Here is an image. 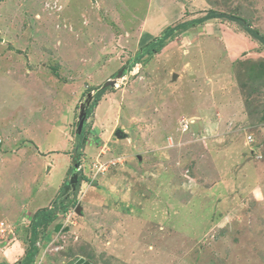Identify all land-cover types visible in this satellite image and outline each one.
Masks as SVG:
<instances>
[{
	"label": "rangeland",
	"instance_id": "374dc122",
	"mask_svg": "<svg viewBox=\"0 0 264 264\" xmlns=\"http://www.w3.org/2000/svg\"><path fill=\"white\" fill-rule=\"evenodd\" d=\"M0 186L37 264H264V0H0Z\"/></svg>",
	"mask_w": 264,
	"mask_h": 264
},
{
	"label": "crops",
	"instance_id": "0c3cea01",
	"mask_svg": "<svg viewBox=\"0 0 264 264\" xmlns=\"http://www.w3.org/2000/svg\"><path fill=\"white\" fill-rule=\"evenodd\" d=\"M34 142V141H33ZM36 146H37V148L40 150L41 148H40V145H38V144H36ZM50 150H52V152H56V150L57 149H50ZM64 153H61V154H59L58 156H61L62 154H67L66 153V150H64L63 151ZM39 153V152H38ZM71 154V153H70ZM50 165V164H49ZM52 171H53V169H50V172H49V174H51L52 173ZM65 182V179L63 178L62 179V181L60 182L61 183V185L63 184ZM17 188H19V187H17V185L16 186H13L12 188H11V190H14V189H16L17 191H18V189ZM0 189H1V186H0ZM8 196H10V194L8 193L7 194ZM0 202H1V200H0ZM1 205V204H0ZM6 205H7V203H6ZM51 205H49V207H48V209H51V207H50ZM30 208V207H29ZM28 207H26V209H24V211L26 212L27 211V209H29ZM40 207H36V208H33L32 209V213H29V212H27V216H31V219H33V215H35V213H37L38 212V209H39ZM43 209V208H42ZM41 210V209H40ZM23 223V222H22ZM21 224V223H20ZM68 227V226H67ZM46 229L48 230L49 229V227H46ZM1 233V232H0ZM31 234V233H30ZM42 234H43V232L38 236L39 238H38V241H40V242H43L44 243V241H45V238L43 237L42 238ZM30 237V236H29ZM19 241H21V240H19ZM18 241V239L16 238V237H14L13 236V238H12V240L9 242V244L6 246V245H2V244H0V258H1V261H0V264H18V263H20L23 259H24V257H25V255H26V250L28 249V246H29V244H28V241H27V243H26V248H25V241H22V243H20ZM23 245H24V248H23ZM9 253H11L10 255H9Z\"/></svg>",
	"mask_w": 264,
	"mask_h": 264
},
{
	"label": "trees",
	"instance_id": "16d2710c",
	"mask_svg": "<svg viewBox=\"0 0 264 264\" xmlns=\"http://www.w3.org/2000/svg\"><path fill=\"white\" fill-rule=\"evenodd\" d=\"M218 17H220V16H218L217 14H215V13H211L210 14V16L207 18V20H210V19H215V18H218ZM235 21H238L237 19H234ZM259 38H261V37H259ZM261 39H263V38H261ZM82 122V120L80 121V123ZM77 165H78V161H77ZM76 165V166H77ZM63 202V201H62ZM61 202V203H62ZM60 203V204H61ZM62 205V208H63V206H64V211L63 212H66V211H68V205L69 204H67V205H63V203L61 204ZM61 205L59 206V207H61ZM57 209H59V208H57ZM45 212H46V214L47 213H50V214H52V213H54L55 211H53L52 213L51 212H47V211H38L35 215H34V217H33V219H32V222H31V227H30V238H29V240H27L28 241V244H29V246H28V249L26 250V255H25V257H24V259L20 262V263H18V264H35V261H36V258H37V256H38V254H39V249H38V247L36 246V241L38 240V236L41 234L40 232H38V230L40 229V228H44V227H48L49 226V223H53L54 222V219L52 220L51 219V217L50 216H47L46 214H45ZM45 214V215H44ZM53 216H54V214H53ZM51 220V221H50Z\"/></svg>",
	"mask_w": 264,
	"mask_h": 264
},
{
	"label": "water",
	"instance_id": "95a60500",
	"mask_svg": "<svg viewBox=\"0 0 264 264\" xmlns=\"http://www.w3.org/2000/svg\"><path fill=\"white\" fill-rule=\"evenodd\" d=\"M123 76V72H119L118 75H117V78L120 79L121 77ZM116 78V79H117ZM173 79L176 80L177 79V75L174 74L173 76ZM115 85V82L114 81H108L107 84L103 87H107V86H114ZM83 114V113H82ZM83 117V116H81ZM83 128V121L80 123V126H79V133H81V130ZM75 179H77L76 176H74L72 179H71V182L73 183L75 181ZM77 214L81 215L82 213V207L80 205L77 206V210H76ZM61 226H57L56 228V231L58 232L59 229H60ZM76 264H90L88 261H85L84 259H81L79 260Z\"/></svg>",
	"mask_w": 264,
	"mask_h": 264
},
{
	"label": "clouds",
	"instance_id": "9594fccd",
	"mask_svg": "<svg viewBox=\"0 0 264 264\" xmlns=\"http://www.w3.org/2000/svg\"><path fill=\"white\" fill-rule=\"evenodd\" d=\"M91 95H92V94H91ZM80 110H81L80 113L82 114V113H83V110H82L81 108H80ZM80 118H81V116H80ZM82 120H83V118H82ZM79 126H80V121H79V125H78V127H77V133H79ZM82 132H84L83 128H82V130H81V133H82ZM96 166H98V163H95V162H94V164H93V169H97ZM99 166H100V165H99ZM83 167H84V166L82 165V169H83ZM97 172H100V171H98V169H97ZM77 179H78V177H77ZM74 194H76V193H74ZM80 199H81V198H80ZM78 205H80V204L78 203V204L74 207V208H75V209H74V212H75L76 214H77L76 210H77V206H78ZM80 206H81V205H80ZM81 207H82V206H81ZM59 209H60V208H59ZM82 209H83V208H82ZM68 211H69V212H70V211L72 212V209H71V210L68 209ZM66 212H67V211H66ZM61 213H62V214H65V212H61ZM35 214H36V213H35ZM82 214H83V210H82L81 215H79V214H77V215H78V216H82ZM58 226H61V227H60V230H61L62 228H63V229H66V227H67V226L64 227L62 224H59ZM55 232H56V228H55ZM36 242H37V241H36ZM37 243H38V246H41V244H40L41 242H40V241L37 242ZM36 246H37V245H36ZM35 264H37L36 261H35Z\"/></svg>",
	"mask_w": 264,
	"mask_h": 264
},
{
	"label": "flooded vegetation",
	"instance_id": "af4514ba",
	"mask_svg": "<svg viewBox=\"0 0 264 264\" xmlns=\"http://www.w3.org/2000/svg\"><path fill=\"white\" fill-rule=\"evenodd\" d=\"M89 97H91V96H89ZM89 99H90V98H88V99H87V101H89ZM66 187H67V189H68V188H71V189H73V190H72V191H70V192H72V193H75V192H74V190H75L76 188H74V187L72 188V186H71V185H69V182H68V183H66ZM67 195H69V193H67Z\"/></svg>",
	"mask_w": 264,
	"mask_h": 264
},
{
	"label": "built area",
	"instance_id": "2783aa9c",
	"mask_svg": "<svg viewBox=\"0 0 264 264\" xmlns=\"http://www.w3.org/2000/svg\"><path fill=\"white\" fill-rule=\"evenodd\" d=\"M96 167H97L98 171H100L102 168V166H96Z\"/></svg>",
	"mask_w": 264,
	"mask_h": 264
}]
</instances>
